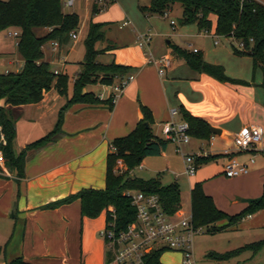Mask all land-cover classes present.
<instances>
[{
    "label": "crops",
    "instance_id": "0c3cea01",
    "mask_svg": "<svg viewBox=\"0 0 264 264\" xmlns=\"http://www.w3.org/2000/svg\"><path fill=\"white\" fill-rule=\"evenodd\" d=\"M110 1L73 0L71 7L76 3L84 7L83 17L77 10L67 13L79 17L77 38H70L67 44L58 46L56 50L47 44L43 47V60L51 71H58L67 78L71 76L73 86L82 69L88 27L91 23L101 24L104 40L96 47L101 51L97 62L128 67L134 80L122 95L112 101V106L73 104L64 109L56 138L41 149L27 152L23 178L8 172L1 162L0 257L3 259L0 264H10L15 260L25 264L105 263L103 246L96 238L97 232L106 225L104 213L96 219L81 217L78 200L57 208L47 206L84 189L105 188L106 158L111 152V143L134 130L143 119L141 107L151 114V129L156 140L165 141L163 124L184 122L178 114L180 109L219 131L212 135L215 137L212 147L208 141L191 138V142L182 149L185 155L206 151L214 157L209 163L199 166L194 176L187 177L186 189L191 191L195 184H201L205 195L216 199L210 185L224 180L223 166L227 157L223 152L229 150L239 161L253 157L254 164L247 175L228 180L232 185L230 204L238 209L232 214L224 213L236 215L250 201L262 195L264 75L259 68H254L252 59L234 55L231 46H237V43L231 38L215 35L214 17H211V30L200 32L196 25L177 26L171 19L176 5L169 10V17L163 19L142 11L149 8L150 0ZM94 7L98 12L93 15ZM171 21L175 23L173 26ZM147 35L149 42L140 44L139 38ZM174 47L189 53L196 50L205 63L222 68L225 77L245 85L222 83L198 73L174 54ZM161 58L169 61V66L163 68V75H159L160 67L154 64ZM20 69L12 72L6 69L0 74L17 73ZM72 86L70 91L67 87L66 97L51 89L37 104L6 106L15 125L14 153L53 131L61 109L72 95ZM84 92L97 95L103 92V86H88ZM3 104L1 101L0 105ZM171 110L178 111L173 118ZM250 126L261 128L260 144L254 151L233 152V137L242 128ZM175 154V145L168 143L162 155L146 157L138 168L156 174L157 178L171 172L177 181L174 183L181 190L178 182L184 174L174 173L173 166L175 159L183 162V158ZM119 167H123L122 163ZM225 231H240L246 235L241 243L243 246L264 241V211ZM181 258L178 252L164 251L160 263L181 264Z\"/></svg>",
    "mask_w": 264,
    "mask_h": 264
},
{
    "label": "trees",
    "instance_id": "16d2710c",
    "mask_svg": "<svg viewBox=\"0 0 264 264\" xmlns=\"http://www.w3.org/2000/svg\"><path fill=\"white\" fill-rule=\"evenodd\" d=\"M66 0H0V33L14 30L18 32L16 49L23 61V66L17 73L0 74V154L3 168L14 172L18 178L24 176L26 154L38 150L51 143L59 134L62 122V112L73 104L112 106V100L100 101L94 93L84 92L88 86H111L118 80L129 75L130 68L110 63L97 62L101 51L97 45L104 40L103 25L91 23L84 40L85 54L81 64V72L72 86V95L61 109L57 123L52 132L45 137L27 145L19 153H14L15 125L11 118L9 107H19L39 103L44 94L54 89L60 96H67L68 78L65 75L55 76L48 63L44 62L43 47L52 42L59 46L70 40V35L79 28V17L76 14H66L62 6ZM108 1L110 0H92ZM174 5L182 10L181 26L196 25L200 32H209L212 27L211 17L216 19L215 35L220 38H231L237 44L242 43L243 50L232 45L231 50L239 57H250L254 68H259L264 74V6L251 0H150L149 8L142 11L149 15L162 16ZM94 7L92 14H97ZM35 30H47L43 36L35 35ZM174 54L182 58L187 65L197 71L222 83L240 84L242 82L225 77L223 69L208 65L197 53H189L177 47ZM143 119L127 136L118 138L111 143V152L106 158V178L103 190L84 189L75 195L59 200L47 206L57 208L70 204L75 200L80 203L81 217L96 219L102 213L105 221H109L108 208L115 214V230H125L135 221L136 211L131 206L127 191H138L159 197L164 212L173 217L180 210V189L176 183L163 185L156 179L143 180L130 177V173L138 168L146 157L160 156L169 142L156 140L152 133V118L150 112L141 107ZM178 112V111H177ZM182 120L188 124V135L196 140L208 141L212 135L209 125L187 113L179 110ZM214 157L197 159L199 167L209 163ZM121 161L125 170L117 172V162ZM0 163V173L2 172ZM264 211V186L260 198L252 200L238 214L230 216L217 209L212 199L205 195L201 184H195L190 191V212L194 228H206L208 233L221 232L241 223L247 217ZM226 222L221 227L218 223ZM264 248V241L251 243L224 254L209 253L207 258L217 263H227L243 252L252 255ZM163 250L152 251L144 259V264H161ZM10 264H25L15 260Z\"/></svg>",
    "mask_w": 264,
    "mask_h": 264
},
{
    "label": "built area",
    "instance_id": "2783aa9c",
    "mask_svg": "<svg viewBox=\"0 0 264 264\" xmlns=\"http://www.w3.org/2000/svg\"><path fill=\"white\" fill-rule=\"evenodd\" d=\"M244 1V0H242ZM264 6V0H251ZM65 7H71L73 0H66L63 4ZM164 18L169 17V11L162 15ZM173 26L175 23L170 22ZM126 25V24H125ZM14 38L18 37V32H14ZM70 38L76 40L77 33H72ZM140 44L145 45L149 42V35L139 38ZM50 45L56 50L57 42ZM240 50L244 49L242 43H238ZM194 53H197L194 50ZM154 64L160 67L159 75L164 74L163 68L169 66L166 58L155 61ZM55 76L60 75L58 71H53ZM134 76L129 74L121 80H118L111 86H103V92L96 95L100 101L111 99L112 101L123 94L125 89L133 82ZM177 115L176 110L170 111L173 118ZM162 135L164 140L175 145L176 152L183 158L184 174L190 178L195 175L198 166L197 159L208 158L211 156L209 152L199 151L196 154L185 155L182 149L191 142L188 135V124L185 122L169 121L162 125ZM214 136L208 140V145L213 146ZM262 138V130L256 126L242 128L233 137V152L246 153L256 150ZM231 151L226 150L223 154L227 157L223 166V174L227 178H237L247 175L250 167L254 164V158L250 157L246 161H239L231 155ZM2 162L0 154V163ZM121 161L117 162V166ZM117 172L121 174L117 168ZM126 196L130 200L131 206L136 211V218L125 230H115V214L114 210L109 207V221L106 222L104 229L99 232L100 238L103 240L106 248V258L104 264H144L145 257L152 251L163 250L178 252L181 254V264H196L192 251V242L194 238L201 232V228H194L192 225L191 214L187 218L178 221L174 217L183 216L180 210L175 216H168L161 205L160 199L156 195L144 194L138 191H127Z\"/></svg>",
    "mask_w": 264,
    "mask_h": 264
},
{
    "label": "rangeland",
    "instance_id": "374dc122",
    "mask_svg": "<svg viewBox=\"0 0 264 264\" xmlns=\"http://www.w3.org/2000/svg\"><path fill=\"white\" fill-rule=\"evenodd\" d=\"M1 1H8V0H1ZM62 10L64 13H73V11H79L81 17H83L84 7L82 5H78L77 3L73 7H65L62 6ZM182 16V10L179 5L173 7L171 19L176 21L177 26L180 25V20ZM164 19L163 16H159ZM166 19V18H165ZM14 30H8L5 32L0 33V72H4L6 69L7 71H16L22 67V59L19 56L16 44L18 42L17 38H14ZM45 34V30H35V35L41 37ZM236 43V42H235ZM10 64V66L8 65ZM260 72L263 74L262 70L259 69ZM68 91L71 89V76H68ZM97 89V88H93ZM263 92V88L261 89ZM261 92V93H262ZM196 142V141H192ZM177 154V155H176ZM175 156H180L176 152ZM119 171L123 172L125 170L124 167H119ZM173 172L184 174V164L178 158L175 159V164L173 166ZM130 177H136L143 180H150L156 179L157 175L148 173L147 170H140L136 168L130 173ZM159 180L163 185H170L175 181L173 175L171 176V172H165L158 176ZM227 180V181H226ZM231 178H227L224 176L223 181H219L218 183H212L210 185L211 192L214 194L216 199L210 197L215 205V207L223 212L228 214L234 213L238 209L235 205H232V200L230 193L232 192L231 183L228 182ZM187 177L185 174L179 178L178 184L180 185V210L183 212V216H175L174 220L178 221L182 218H187L190 216V190L186 189L187 187ZM182 183V184H180ZM184 186V188H183ZM186 187V188H185ZM216 200V201H215ZM102 215V214H101ZM100 215V216H101ZM98 218V217H97ZM218 227V225H216ZM104 229V226L102 227ZM244 234H241L240 231H221V232H214L208 233L206 228H201V232L194 238L192 242V251L194 254V259L196 264H218L217 262L210 260L207 258L209 253H217V254H224L226 252H230L233 250L238 249L239 247H243L242 241L244 239ZM97 240L103 246V253H104V260L106 258V248L103 240L99 236V232L96 234ZM3 258L0 257V262ZM229 264H264V249H261L255 255H252L251 252L246 251L240 254L238 257L232 259Z\"/></svg>",
    "mask_w": 264,
    "mask_h": 264
},
{
    "label": "water",
    "instance_id": "95a60500",
    "mask_svg": "<svg viewBox=\"0 0 264 264\" xmlns=\"http://www.w3.org/2000/svg\"><path fill=\"white\" fill-rule=\"evenodd\" d=\"M209 132L211 135H216L217 133H219V131L217 129L211 128L209 127Z\"/></svg>",
    "mask_w": 264,
    "mask_h": 264
}]
</instances>
